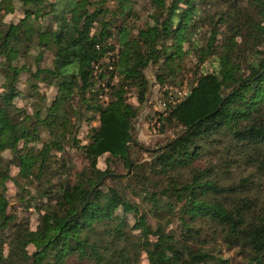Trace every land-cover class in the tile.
<instances>
[{
	"label": "trees",
	"instance_id": "16d2710c",
	"mask_svg": "<svg viewBox=\"0 0 264 264\" xmlns=\"http://www.w3.org/2000/svg\"><path fill=\"white\" fill-rule=\"evenodd\" d=\"M59 1L0 0V264H138L142 256L147 264H221L203 234L246 253L251 264H264L258 181L264 182V0H230L225 11H206L203 24L210 0H148L150 20L135 35L122 22L115 26L117 53L105 4L117 2L125 21L134 15L133 0H84L73 22L69 14L82 0ZM17 8L23 19L6 24ZM47 10L53 31L28 28L27 21ZM219 25L227 33L216 51ZM201 28L210 34L203 48L197 44ZM44 34H52V43H41ZM32 37L37 47L53 51L51 68L20 62ZM193 51H199L196 82L159 120L160 131H179L160 148L143 150L131 130L138 108L149 103L145 70L157 66L164 99L181 89ZM22 74L26 95L38 98L31 109L16 104ZM66 82L74 85L73 99L62 97L61 106L39 91L40 83L58 89ZM105 89L106 105L99 98ZM82 112L98 121L93 127L87 120L85 144L74 134L79 124L73 125ZM66 142L87 162L73 175L65 163H51L55 154L63 157ZM134 148L151 160L131 157ZM103 155L129 174L99 169ZM7 183L18 191L11 197ZM12 199L22 211L36 210L38 229L29 228V218L18 219ZM164 223L175 228L167 231Z\"/></svg>",
	"mask_w": 264,
	"mask_h": 264
},
{
	"label": "rangeland",
	"instance_id": "374dc122",
	"mask_svg": "<svg viewBox=\"0 0 264 264\" xmlns=\"http://www.w3.org/2000/svg\"><path fill=\"white\" fill-rule=\"evenodd\" d=\"M61 1V0H60ZM59 1V2H60ZM91 2H94L96 0H90ZM54 2V0H48V3ZM232 3L230 0H210L207 3V6L203 9L202 11V19L200 20V24H203L204 19L206 17L205 12H218L219 10L225 11L227 10V6L229 7V4ZM63 4L60 3L59 6L61 7ZM133 5H134V15H130L126 17L125 21H122L123 19L119 18V15H117V9H118V3L117 2H112L108 1L107 4H105L108 15L105 18L106 20H111V31L114 32L109 39V43L114 46V48L117 50H120V45L118 42V36L116 35V30L114 29L115 26L120 24L121 22L123 23L121 26L125 27L129 33L132 35L136 34V31L138 28H143L146 23L149 22V15L147 12V7H148V0H133ZM85 6V1L82 0L81 2L78 3L77 8L74 9L70 14L69 18L73 22L74 20L78 19V17H81L83 9ZM221 11V12H222ZM48 10L44 15L39 16L37 19H30V21H27L28 28L33 27L35 30L36 29H41V30H50L53 31L55 29L56 24L52 21L51 16L47 13ZM24 15L23 12L21 11L20 8H17V10L11 14L5 17L4 22L6 24H18L22 19ZM218 29L220 30V34L216 36L215 41H214V50H219V46L223 41V38L225 37V34L227 33L225 26L219 25ZM208 29L207 28H201L200 29V37L198 41V45L203 48L205 46L206 40L208 34ZM40 41L42 44L46 43H52V34H44L41 36ZM37 40L35 37L31 38V42L29 44V47L27 48L29 51L27 57L25 59H21L20 62L22 64H29L33 69L35 67L39 66L40 68H51V63L53 59V51L47 48H39L36 46ZM199 47V48H200ZM199 51H193L191 55V60L186 63V65L183 67L184 69V81L183 85L181 86L180 91H188L191 85H194L196 82L197 75H195L193 72L196 70L195 69V64L199 60ZM212 59L214 60L213 56ZM157 72V66L150 64L149 67L145 70V77L147 78L149 82V91H148V96L146 101H155L160 97L161 91L158 90L159 86L156 83V77L155 74ZM27 76L25 74H22L20 76V82H19V88L21 91H24L26 89L25 81H26ZM4 87V79L0 73V92L3 90ZM73 87L74 85L70 82L62 83L58 89L54 86H46L45 84L40 83L39 84V91L41 94L45 95L46 99L51 100L52 98L56 97L57 104L58 106H61V98L64 96L71 97L73 99ZM159 91V92H158ZM160 93V94H159ZM103 94V92H102ZM101 95H99L100 98ZM101 100V99H100ZM38 102V98L36 96L34 97H28L26 95V92L24 91L20 97H17L16 99V104L19 107H24L31 109L34 106V103ZM127 102H132L134 103L135 100L132 97H128ZM105 105V104H104ZM156 108H154V106ZM158 108V104L153 103V104H148L145 102L138 108L137 116L135 119L132 121V130H131V135L133 139H135L138 144L143 148V150H151L154 151L160 146L164 145L171 139L175 137V133L179 131V128H165L163 131H160V127L156 130V134L153 132V128L156 127L154 125L155 123V116H153V112ZM82 115L84 116L81 121H74L73 125L76 126V124H79L76 129H74V134H77V139L80 144H85L87 142L86 136H85V128L88 123L87 120L90 121V126H98V121H97V116L95 117L92 113H86L82 112ZM155 115V114H154ZM94 118V119H93ZM73 120H75V117H73ZM160 126V125H159ZM65 130V127L63 128ZM76 130V131H75ZM72 144V143H71ZM70 143H67L64 145V150L62 152V156L60 158L59 154H55V161H51L52 158L50 159L54 167H61L64 165H67L70 168V171L73 175L75 171L81 170L83 167L87 165V162L84 160L81 152L76 149L74 146H72ZM131 157L134 159H138L140 162H143V159H146V161H150L151 159L144 154L143 152H140L138 149L134 148L131 150ZM49 161V162H50ZM105 167H111L110 169L115 170L116 174L114 175L115 177L117 176H127L129 174L130 169H125L123 166H117L116 169L115 165L111 163V159H107L106 155H103L99 158L98 160V168L99 169H104ZM60 170V169H59ZM11 175L15 176L16 175V169L11 170ZM110 176V175H108ZM110 178V177H108ZM107 178V179H108ZM154 176L150 175V180L155 183L156 179L154 180ZM61 177H58L56 179V182L59 181ZM25 180H21V182H24ZM260 182V189L262 194H264V182L262 183L261 180H258ZM104 182V181H103ZM107 185L114 186V182L112 181H107L105 182ZM118 184V183H117ZM123 184V183H122ZM119 185V184H118ZM125 185L123 184L120 187H124ZM30 189V192H34L31 187H28ZM18 191L14 187L12 183H7V193L11 197ZM26 198H28L26 196ZM129 198H132V196L129 195ZM138 202V200H135ZM30 202V201H27ZM21 205H17L14 199L11 200V207H14L16 212L15 214H18V219L24 218H29V228L31 230H36L38 229V219L36 215V210L34 209L27 211H22L20 208ZM146 206L143 207L144 210H146ZM132 222V220H130ZM150 222L152 224H155L154 219H150ZM164 227L167 231H169L172 228H175V224H170L169 226L167 223H164ZM204 238L207 240V248L212 251L213 255L216 256L217 258H221L222 263L221 264H251L250 263V258L246 255V253H243L242 251L238 249H229L224 245L221 241L218 239L217 242L212 241L211 235H206L203 234ZM29 252H32V249L29 248ZM67 264H87L84 262L76 261L73 259L67 260ZM138 264H147L144 256H142L140 263Z\"/></svg>",
	"mask_w": 264,
	"mask_h": 264
},
{
	"label": "built area",
	"instance_id": "2783aa9c",
	"mask_svg": "<svg viewBox=\"0 0 264 264\" xmlns=\"http://www.w3.org/2000/svg\"><path fill=\"white\" fill-rule=\"evenodd\" d=\"M105 91V92H104ZM103 91V94L100 96V99L103 101V103L106 105L109 102V97L107 95V89ZM187 91H180L176 90L175 92H168L167 97L162 99L159 97L155 101H149L148 104H153L156 103L158 104V108L153 112V116H155V123L156 127L153 128L154 134H156V130L160 127V116L164 115L165 111L167 110L168 107L176 106L178 105L182 99L187 95ZM157 105L154 106L156 108ZM155 114V115H154Z\"/></svg>",
	"mask_w": 264,
	"mask_h": 264
},
{
	"label": "water",
	"instance_id": "95a60500",
	"mask_svg": "<svg viewBox=\"0 0 264 264\" xmlns=\"http://www.w3.org/2000/svg\"><path fill=\"white\" fill-rule=\"evenodd\" d=\"M108 177H111V175H110V176H106L105 178H103V179L100 181L99 185H100L105 179H107Z\"/></svg>",
	"mask_w": 264,
	"mask_h": 264
}]
</instances>
